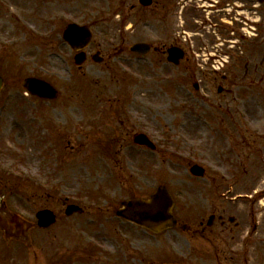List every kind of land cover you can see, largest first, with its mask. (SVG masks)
<instances>
[{
  "label": "rangeland",
  "instance_id": "obj_1",
  "mask_svg": "<svg viewBox=\"0 0 264 264\" xmlns=\"http://www.w3.org/2000/svg\"><path fill=\"white\" fill-rule=\"evenodd\" d=\"M171 2L160 0L147 17L139 0H0V264H173L180 257L189 264L193 238L183 225L191 223L198 198L191 194L190 168L195 161L205 164L204 158L224 163L223 151L211 147L205 120L225 111L221 98L238 96L254 117L264 176V63L260 80L243 78L248 58L256 65L264 58V5L260 45L252 38H235L233 48L219 44L231 56L221 72L237 75L231 86L211 68H193L190 54L174 65L158 50L173 41L166 20L173 19L165 15ZM71 21L94 33L80 68L62 36ZM199 21L179 23L184 37ZM239 26L228 15L227 25L207 30L224 41L233 30L238 35ZM146 40L154 46L150 54L129 51ZM96 49L103 61L91 60ZM28 76L47 79L59 96L29 94L22 84ZM137 132L147 133L157 150L135 145ZM162 184L176 198L177 227L154 234L116 215L123 199L148 198ZM69 202L85 212L66 216ZM45 207L58 219L40 228L36 212ZM15 213L25 221L18 230ZM198 235V244H205V235Z\"/></svg>",
  "mask_w": 264,
  "mask_h": 264
},
{
  "label": "flooded vegetation",
  "instance_id": "obj_2",
  "mask_svg": "<svg viewBox=\"0 0 264 264\" xmlns=\"http://www.w3.org/2000/svg\"><path fill=\"white\" fill-rule=\"evenodd\" d=\"M159 2L154 0L150 6H141L147 17L148 13L159 10ZM262 5L264 2L261 0H172L171 5L165 6V15H171L173 19L170 22L165 18L168 25L173 26V41L169 46H180L186 54L189 52L188 59H191L193 68H199L195 53L216 55L221 44L219 39L222 37H211L208 26L215 24L217 27L220 24L224 27L230 13L232 22L237 21L239 27L252 23L254 29L259 31ZM186 8L189 9L187 16L184 15ZM188 18L190 21H200L191 28L190 38L185 41L178 26ZM259 36L260 33L253 38L257 46L260 45ZM169 46L162 43L157 48L165 53ZM244 67V78H260V65H256L253 59L247 60ZM214 77H221L223 82L230 81L233 85L237 75L225 72ZM200 81H203L202 77ZM231 91L229 88L228 92ZM218 92H224V86L220 85ZM220 100H223L220 106H224L225 111L209 114L206 121L211 147L215 151H223L224 163L215 164L212 159L204 158L207 163L205 175L194 178L191 194L194 199L197 195L198 198L192 205L191 223L183 225L184 228L189 227L193 238L189 264H264V176H261L259 152L261 135L252 128L254 117L240 112L239 104L234 106L237 96ZM223 139L222 144L219 141ZM202 205H206V211ZM12 219L16 222V230L23 227L16 214ZM198 234L205 235V244L199 245L195 240ZM184 261L186 259L180 257L173 264Z\"/></svg>",
  "mask_w": 264,
  "mask_h": 264
},
{
  "label": "water",
  "instance_id": "obj_3",
  "mask_svg": "<svg viewBox=\"0 0 264 264\" xmlns=\"http://www.w3.org/2000/svg\"><path fill=\"white\" fill-rule=\"evenodd\" d=\"M144 4L150 3L151 0H141ZM64 37L75 48H83L91 41L92 33L87 26L77 23H70L64 32ZM131 50L141 53H147L150 50V44L146 42H137L131 46ZM169 60L179 62L183 56V51L177 47L169 49ZM86 59L84 52L76 55V63L82 64ZM97 59V58H96ZM4 79L0 75V89ZM24 86L32 93L42 97H56L58 91L47 81L29 77L24 80ZM134 141L140 145H147L152 149L156 145L144 133H138L134 136ZM194 173L202 174V168L195 165L191 169ZM174 198L169 189L165 185H160L148 199L141 197L125 199L122 206L118 208L117 214L125 219L142 225L153 232H160L168 227L176 225V217L172 208ZM75 211H82V208L76 204L68 205L67 214ZM39 224L41 226H49L56 221V215L51 209H42L37 213Z\"/></svg>",
  "mask_w": 264,
  "mask_h": 264
}]
</instances>
